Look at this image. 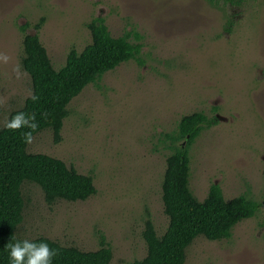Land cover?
Masks as SVG:
<instances>
[{"label": "rangeland", "instance_id": "rangeland-1", "mask_svg": "<svg viewBox=\"0 0 264 264\" xmlns=\"http://www.w3.org/2000/svg\"><path fill=\"white\" fill-rule=\"evenodd\" d=\"M41 17L39 39L55 68L71 47L91 41L95 17L141 48L69 102L58 142L45 129L27 144L91 175L96 192L47 203L39 186L23 182L16 235L83 250L97 249L103 236L108 264L143 258L145 221L158 234L168 223L161 199L168 135L181 116L201 111L216 122L190 147V190L202 200L216 183L225 199L246 194L259 206L228 238L196 236L184 264H264V0H0V53L8 57L0 60V125L31 93L22 37Z\"/></svg>", "mask_w": 264, "mask_h": 264}, {"label": "trees", "instance_id": "trees-1", "mask_svg": "<svg viewBox=\"0 0 264 264\" xmlns=\"http://www.w3.org/2000/svg\"><path fill=\"white\" fill-rule=\"evenodd\" d=\"M222 1L236 5L242 2ZM42 22L43 17L33 25L35 33H24L22 37L20 63L30 77L31 93L19 108L8 114L6 121L18 113L25 117L34 113L38 127L32 135L50 129L54 141L58 142L69 102L105 72L122 62L137 59L141 45L130 40L129 32L111 35L104 19L95 17L87 23L91 41L80 51L71 47L64 64L55 68L39 39ZM32 96L37 99L33 100ZM215 122L216 119L195 111L181 116L175 132L168 135L170 152L165 159L161 181V199L168 223L163 233L158 234L151 220L145 221L142 237L146 254L132 264H184L186 248L196 236L202 235L208 240L228 238L238 222L257 211L259 203L256 200L246 194L225 199L216 183L210 184L202 200L190 190V147L203 128ZM4 124L0 125V264H9L5 245L12 237L24 240L15 233L26 206L23 182L39 186L47 203L59 199L85 200L96 192V188L91 175L79 173L63 160L45 153L28 152L23 134L30 131L29 128L9 130ZM27 240L45 241L57 249L58 255L52 264H108L112 258L111 248L103 236L95 250L63 245L41 235Z\"/></svg>", "mask_w": 264, "mask_h": 264}, {"label": "clouds", "instance_id": "clouds-1", "mask_svg": "<svg viewBox=\"0 0 264 264\" xmlns=\"http://www.w3.org/2000/svg\"><path fill=\"white\" fill-rule=\"evenodd\" d=\"M0 60L8 61L6 54L0 53ZM36 100V96H32ZM9 130H19L21 127H27L30 131L23 134L25 143L33 142V135L38 125L35 122V114L25 117L23 113H18L10 121L4 124ZM8 250L9 264H52L53 258L58 255V250L50 247L45 242L29 241L27 239L19 240L15 237L10 238V241L5 245Z\"/></svg>", "mask_w": 264, "mask_h": 264}]
</instances>
